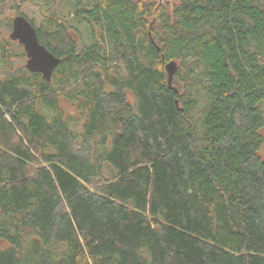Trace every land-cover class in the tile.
Here are the masks:
<instances>
[{"label":"trees","instance_id":"trees-1","mask_svg":"<svg viewBox=\"0 0 264 264\" xmlns=\"http://www.w3.org/2000/svg\"><path fill=\"white\" fill-rule=\"evenodd\" d=\"M25 2L60 63L0 33V264H264V0Z\"/></svg>","mask_w":264,"mask_h":264},{"label":"water","instance_id":"water-1","mask_svg":"<svg viewBox=\"0 0 264 264\" xmlns=\"http://www.w3.org/2000/svg\"><path fill=\"white\" fill-rule=\"evenodd\" d=\"M8 37L22 45L26 56L25 68L31 72L40 73L45 80L50 81L54 69L60 63V58L39 42L36 29L27 17L17 14L12 18ZM176 68L177 63L174 60L165 64L169 87H172Z\"/></svg>","mask_w":264,"mask_h":264},{"label":"rangeland","instance_id":"rangeland-1","mask_svg":"<svg viewBox=\"0 0 264 264\" xmlns=\"http://www.w3.org/2000/svg\"><path fill=\"white\" fill-rule=\"evenodd\" d=\"M19 11L22 15L27 16L28 18H34L36 24H38L41 19L40 13L33 4L26 3L25 0H3V10L0 14V33L2 36L9 38L8 35L11 28H8L6 24L8 21L12 20L15 15L20 14ZM14 45H16L15 41ZM25 61L26 56L22 58L24 66Z\"/></svg>","mask_w":264,"mask_h":264}]
</instances>
